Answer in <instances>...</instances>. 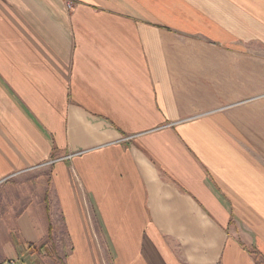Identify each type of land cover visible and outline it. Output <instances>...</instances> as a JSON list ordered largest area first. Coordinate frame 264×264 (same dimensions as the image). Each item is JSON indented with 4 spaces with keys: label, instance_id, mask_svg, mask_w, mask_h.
Returning a JSON list of instances; mask_svg holds the SVG:
<instances>
[{
    "label": "crops",
    "instance_id": "1",
    "mask_svg": "<svg viewBox=\"0 0 264 264\" xmlns=\"http://www.w3.org/2000/svg\"><path fill=\"white\" fill-rule=\"evenodd\" d=\"M72 1L0 0V264H264V0Z\"/></svg>",
    "mask_w": 264,
    "mask_h": 264
},
{
    "label": "rangeland",
    "instance_id": "2",
    "mask_svg": "<svg viewBox=\"0 0 264 264\" xmlns=\"http://www.w3.org/2000/svg\"><path fill=\"white\" fill-rule=\"evenodd\" d=\"M256 51H258V50H260L261 52L263 51V48H261V47H256V48H254ZM246 64L245 63H243V62H241V64H240V69H241V75L243 74V70H244V66H245ZM257 84H258V82H257ZM256 97H258V96H255V98ZM6 188H7V185H6ZM4 193H5V189H3V188H0V202H2L3 201V198H2V195H4ZM25 245V243L23 244V246ZM32 246H33V244H31ZM32 250H34V246H33V248H32ZM31 250V251H32ZM35 251L36 252H38L39 253V251L38 250H36V248H35ZM93 264H99V260H98V258H96L95 257V260L93 261Z\"/></svg>",
    "mask_w": 264,
    "mask_h": 264
},
{
    "label": "built area",
    "instance_id": "3",
    "mask_svg": "<svg viewBox=\"0 0 264 264\" xmlns=\"http://www.w3.org/2000/svg\"><path fill=\"white\" fill-rule=\"evenodd\" d=\"M69 5L71 6V3H69ZM33 246L29 243H26L23 247V254L24 256L26 254H28L31 250H32ZM43 255H45V253H43ZM23 256V257H24ZM20 259L19 258H16V259H8V260H5L2 264H20Z\"/></svg>",
    "mask_w": 264,
    "mask_h": 264
},
{
    "label": "bare ground",
    "instance_id": "4",
    "mask_svg": "<svg viewBox=\"0 0 264 264\" xmlns=\"http://www.w3.org/2000/svg\"><path fill=\"white\" fill-rule=\"evenodd\" d=\"M69 3H71V6L69 5ZM65 5H66L67 10H71L74 8L75 3L72 0H65Z\"/></svg>",
    "mask_w": 264,
    "mask_h": 264
}]
</instances>
